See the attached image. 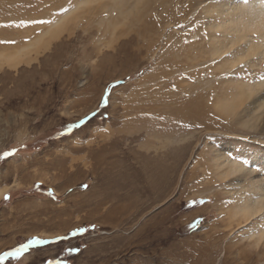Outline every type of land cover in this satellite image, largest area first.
<instances>
[{
  "label": "rangeland",
  "instance_id": "obj_1",
  "mask_svg": "<svg viewBox=\"0 0 264 264\" xmlns=\"http://www.w3.org/2000/svg\"><path fill=\"white\" fill-rule=\"evenodd\" d=\"M237 1L0 0V253L49 241L0 264H264V55L213 52Z\"/></svg>",
  "mask_w": 264,
  "mask_h": 264
},
{
  "label": "bare ground",
  "instance_id": "obj_2",
  "mask_svg": "<svg viewBox=\"0 0 264 264\" xmlns=\"http://www.w3.org/2000/svg\"><path fill=\"white\" fill-rule=\"evenodd\" d=\"M262 1L263 0H240V2L237 1L238 4L234 3V5L231 4L228 5L224 3L223 5H221V8H224V6L226 7V9H224L225 11L223 12L225 16L224 19L222 20V24L221 25L216 24L214 25V27L217 28L221 26L223 31L227 33L224 39L226 40V43H224V45L220 47L218 46V48H215L213 51L214 53L218 55L222 54L225 49V46H229L228 49H232V50L235 48L237 50V54L234 55L236 56V59H234L235 62H242V60L245 61V59L248 57L261 58L260 55H264V2ZM79 4H81V2L77 3L74 9L76 10L78 8L80 9ZM210 9L211 8H209V10ZM73 14H75L74 10L67 11L64 14L59 15L53 21L49 22V24H47L46 27L41 32L37 33L35 37L29 41V43H27L22 47H19L18 49H14L15 51H13L12 53L10 52L11 54L10 53L9 54L11 56L8 57L9 61H6L8 62L7 64L15 67L19 63L23 62L24 58L26 59V62H28L31 60L30 59L31 53L37 54L38 52L48 48V45L51 43V41L57 39L64 31H66V29H68V25L72 24V23L69 24V22H71V19L73 18ZM233 16H235V18H232ZM253 34L255 38L251 39V36ZM244 85L246 88L244 86H242V88L243 87L245 88L247 95L252 96V93H255V91L258 92V90H260L263 84H252V85L244 84ZM244 91L242 92L243 94ZM260 91H262V89ZM242 97L238 96L236 102ZM259 102H261V100ZM262 104H264L263 99L262 102L259 103V109L260 107L261 108L263 107ZM1 194L2 191L0 192V195ZM261 195L262 197H264V193ZM263 202H254V204H245L241 208L242 211L245 212L244 219L251 216L256 217L255 215L261 214L264 211ZM236 213L238 214V212Z\"/></svg>",
  "mask_w": 264,
  "mask_h": 264
},
{
  "label": "snow or ice",
  "instance_id": "obj_3",
  "mask_svg": "<svg viewBox=\"0 0 264 264\" xmlns=\"http://www.w3.org/2000/svg\"><path fill=\"white\" fill-rule=\"evenodd\" d=\"M117 83H119V82H117ZM114 86L115 85H112L110 87H114ZM109 95H110V91H109V89H106L105 90V94L101 98V101H100V105H99L100 108L107 107ZM95 115H96V112L89 113L87 116H85L83 119L79 120L78 122L67 125L66 128H65V132L62 133V134H68L72 130L83 126L85 123H87ZM15 151H16L15 149H12V150H10L8 152L0 153V157L7 158L8 156L13 155L15 153ZM37 187H39V184H37ZM82 187L87 188V185H82ZM48 194L52 195L51 190H49ZM5 199H8V197L6 196ZM190 203L194 206L196 203H203V201H192ZM190 227H191V225H190ZM87 230L88 229H86V228L74 229V230L70 231L65 236L55 237V240L56 241L66 240V239H69V238L77 235L78 233H83V232H85ZM47 243H49V241L43 240V239H41L39 237H32L29 240H27L24 244H21V245L17 246L16 248L11 249V250H9L7 252L0 253V261L4 260L5 258L13 257V256L19 258V254H22L29 247H31L33 245H42V244H47ZM68 251L75 253V252H78L79 249L78 248H71Z\"/></svg>",
  "mask_w": 264,
  "mask_h": 264
}]
</instances>
